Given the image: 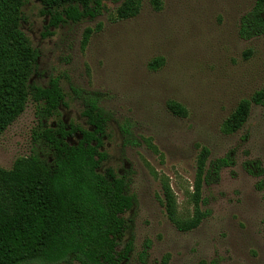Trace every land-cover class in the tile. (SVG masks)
I'll return each mask as SVG.
<instances>
[{"label":"rangeland","instance_id":"rangeland-1","mask_svg":"<svg viewBox=\"0 0 264 264\" xmlns=\"http://www.w3.org/2000/svg\"><path fill=\"white\" fill-rule=\"evenodd\" d=\"M124 1L100 0L95 18L49 28L41 5L25 0L20 26L38 53L32 83L59 82L64 124L90 130L73 90L94 95L102 109L104 159L96 160V172L124 178L134 199L115 242L116 253L131 248L121 264H264V188L257 185L264 179V106L253 105L239 131L222 132L239 102L264 90V36L238 35L255 0H161L160 11L141 0L139 14L121 21L116 10ZM169 103L186 115L172 113ZM41 109L29 100L0 135V168L29 156L50 163L51 152L36 132L39 125L55 127L56 119H40ZM202 148L208 164L228 155L232 164L221 168L219 181L203 187L204 220L181 232L161 203L162 185L173 193L177 216L190 217ZM254 161L261 163V178L244 168Z\"/></svg>","mask_w":264,"mask_h":264},{"label":"trees","instance_id":"trees-1","mask_svg":"<svg viewBox=\"0 0 264 264\" xmlns=\"http://www.w3.org/2000/svg\"><path fill=\"white\" fill-rule=\"evenodd\" d=\"M42 14L49 18V28L95 18L100 0H36ZM155 11L161 0H150ZM25 0H0V135L24 112L27 102L42 106L40 119H56L55 127L39 125L36 136L51 152L50 163L36 156L15 160L8 170L0 168V264H121L131 248L115 252V242L124 231L122 215L129 212L134 199L122 177L96 172V160L104 159L102 146V109L97 98L73 90L83 103L82 116L90 130L81 132L60 119L64 95L58 80L47 87L32 83L38 53L21 31ZM141 0H125L116 10L118 20L136 17ZM91 30H86L82 46ZM238 35L247 40L264 36V0H255L252 9L240 19ZM253 105L264 106V90L243 100L224 121L222 132L233 134L245 125ZM169 110L185 116V109L169 103ZM129 143L126 125L120 127ZM79 134L76 144L69 139ZM209 152L202 148L196 160L191 204L192 214L177 216L176 202L170 187L162 185L163 200L169 221L178 231L195 230L205 218L201 210V192L205 185L219 181L221 168L231 163L230 156L208 164ZM246 172L261 178L258 161L244 165ZM264 188V179L258 182Z\"/></svg>","mask_w":264,"mask_h":264}]
</instances>
